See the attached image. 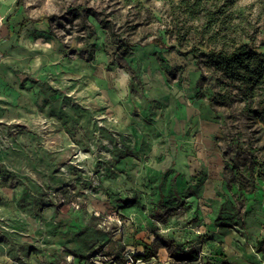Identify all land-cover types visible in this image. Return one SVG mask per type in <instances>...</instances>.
Wrapping results in <instances>:
<instances>
[{
  "label": "rangeland",
  "instance_id": "obj_1",
  "mask_svg": "<svg viewBox=\"0 0 264 264\" xmlns=\"http://www.w3.org/2000/svg\"><path fill=\"white\" fill-rule=\"evenodd\" d=\"M16 2L0 264H264L263 87L206 58L264 54V0H220L210 28L190 0Z\"/></svg>",
  "mask_w": 264,
  "mask_h": 264
},
{
  "label": "trees",
  "instance_id": "obj_2",
  "mask_svg": "<svg viewBox=\"0 0 264 264\" xmlns=\"http://www.w3.org/2000/svg\"><path fill=\"white\" fill-rule=\"evenodd\" d=\"M193 7V13L201 14L206 21V27L210 28V24L214 23V17L221 14V9L224 8L220 4V0L213 1L212 10H208L209 0H190ZM22 0H17L15 8L21 7ZM228 5H233L232 2ZM44 19L35 20L34 23H41ZM23 21L22 23H25ZM152 45L164 47V44L159 39L151 41ZM210 61L215 62L224 76L231 81L240 82L247 87L248 92H253L256 86L263 87L264 94V54L250 49L247 44L235 47L232 45L228 50L210 51L206 55ZM182 257H189L187 254H181ZM142 259V256H136V259Z\"/></svg>",
  "mask_w": 264,
  "mask_h": 264
},
{
  "label": "crops",
  "instance_id": "obj_3",
  "mask_svg": "<svg viewBox=\"0 0 264 264\" xmlns=\"http://www.w3.org/2000/svg\"><path fill=\"white\" fill-rule=\"evenodd\" d=\"M10 74L11 73L7 67L0 66V107L4 106L7 102H9L10 98L14 97V93L10 90V86L13 83L12 78L9 76ZM2 116L7 117L4 115L3 109L0 108V117ZM252 239H255V236H251V240ZM236 245L241 246L240 243H236Z\"/></svg>",
  "mask_w": 264,
  "mask_h": 264
},
{
  "label": "built area",
  "instance_id": "obj_4",
  "mask_svg": "<svg viewBox=\"0 0 264 264\" xmlns=\"http://www.w3.org/2000/svg\"><path fill=\"white\" fill-rule=\"evenodd\" d=\"M232 228L234 229V231H237L239 226L234 224L232 226ZM201 258H202V256H199L197 260L195 259L193 261H184V262H180V263L181 264H202ZM140 262H141L140 260H136V259H135V262H134L133 258L128 257V259L125 262V264H140ZM68 264H73V263H68Z\"/></svg>",
  "mask_w": 264,
  "mask_h": 264
},
{
  "label": "bare ground",
  "instance_id": "obj_5",
  "mask_svg": "<svg viewBox=\"0 0 264 264\" xmlns=\"http://www.w3.org/2000/svg\"><path fill=\"white\" fill-rule=\"evenodd\" d=\"M81 158H85L84 154H81ZM208 196H211L210 194ZM204 209V208H203ZM181 264V263H180Z\"/></svg>",
  "mask_w": 264,
  "mask_h": 264
}]
</instances>
